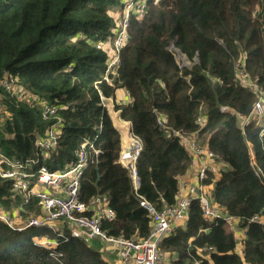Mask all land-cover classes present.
<instances>
[{
    "label": "trees",
    "instance_id": "trees-1",
    "mask_svg": "<svg viewBox=\"0 0 264 264\" xmlns=\"http://www.w3.org/2000/svg\"><path fill=\"white\" fill-rule=\"evenodd\" d=\"M123 2L0 0V80L13 75L23 88L57 107L46 115L40 104L19 99L0 84L6 110L0 153L36 160L32 168L43 163L63 169L88 141L100 153L96 156L86 146L90 161L80 180V200L90 204L107 197L114 218H103L102 229L113 237L139 239L153 227V215L142 200L157 209L176 204L181 178L191 165L192 156L174 131L196 133L223 163L203 181L211 202L246 219L244 230L236 238L224 220L206 219L196 199L184 224H177L160 244L166 255L161 264H264V224L247 221L264 218V183L252 169L248 149L251 143L264 173V136L255 120L243 129L240 119L251 113L258 95L236 73L240 64L264 89V0H149L147 13L131 21L121 64L107 80L108 56L97 44L115 35L116 19L108 12ZM171 45L191 59L197 55L198 62L181 69ZM119 90L129 91L131 100H118ZM103 96L114 99L126 121L114 116L118 127L126 128L128 122L142 142L138 189L119 162L122 136ZM223 107L235 113L222 112ZM160 117L167 119L162 125ZM58 122L57 146L43 162L38 136ZM12 183L0 178V211L15 217L24 203L21 214H40L36 197H13ZM20 195H25L23 201ZM45 237L58 244L40 245ZM106 247L99 238L89 243L62 239L47 227L18 231L0 219V264H112Z\"/></svg>",
    "mask_w": 264,
    "mask_h": 264
},
{
    "label": "built area",
    "instance_id": "built-area-1",
    "mask_svg": "<svg viewBox=\"0 0 264 264\" xmlns=\"http://www.w3.org/2000/svg\"><path fill=\"white\" fill-rule=\"evenodd\" d=\"M148 2L149 0H124L122 7L116 11L115 35L97 44V47L102 49L108 56L105 79L109 80L108 75L115 72L121 64L122 50L130 38V23L134 17L141 18L147 13ZM169 48L181 69L183 67L191 68L198 62L197 55L191 59L180 48L174 45ZM236 71L240 82L254 90L258 95L251 113L248 116L240 115L242 127L244 129L246 123L253 119L260 127V136H264V89L244 74V70L240 69V64H238ZM0 84L19 99L40 104L46 115L57 111V107L52 106L48 101L19 85L17 77L13 75L3 77ZM126 97L127 100H131L129 91H126ZM109 100L111 98L102 97L103 105L110 112L107 105L110 102ZM5 111L4 105L0 103V123L6 121ZM221 111L235 113V110L230 107H223ZM197 120L200 125L204 123L202 115ZM166 121L167 119L164 117L159 118L161 125ZM59 133L60 123L58 122L50 126L44 135L38 136L36 145L42 151L43 160L41 161L44 162L50 157L51 151L57 146ZM174 134L181 138L182 144L190 152L192 156L190 166L197 167L195 182L188 186L187 194L179 193V199L174 205L166 204L161 209H157L152 204L142 200V206L146 207L153 215V227L148 237L126 239L108 235L102 229V219L112 220L114 211L107 206V197H97L90 204L80 200V180L90 161L86 146L88 145L96 156L100 153V150L95 149L88 141L77 153L76 160L63 169L52 170L43 163L32 168L36 164V160L10 159L0 153V178L13 182V197L26 193L28 197H36L41 208L40 214L26 216V223L23 225L16 223V216L14 217L11 212L0 211V219L18 231L28 227H47L56 232L58 237L62 239L82 238L89 243L92 239L99 238L103 243H109L118 249L123 264H161L166 255L159 249L160 244L168 234L172 233L178 222L186 218L192 201L196 199H199L206 219L224 220L236 234L242 233L244 229H242L241 224L246 219L230 215L216 207L211 202V192L203 184L210 173L216 174L220 171L223 163L218 160L214 152L202 144L196 133L186 135L180 131H174ZM134 141L138 144L141 140L138 138L137 141L135 139ZM123 147L124 144L122 143L119 162L128 168L132 183L135 189H138L140 178L137 173L136 162L140 153L139 148L132 152V156L126 157L123 154ZM248 149L252 169L264 183V173L257 163L254 146L248 143ZM23 208L24 203L21 204L19 211H23ZM247 221L264 224V218L260 216H254L247 219ZM38 243L46 248L58 244L56 240L48 237L40 239ZM194 264H199V262Z\"/></svg>",
    "mask_w": 264,
    "mask_h": 264
},
{
    "label": "rangeland",
    "instance_id": "rangeland-1",
    "mask_svg": "<svg viewBox=\"0 0 264 264\" xmlns=\"http://www.w3.org/2000/svg\"><path fill=\"white\" fill-rule=\"evenodd\" d=\"M116 11H117V9H110L109 10V15L110 16H113L114 17V19H115V17H116ZM119 91H124V90H119ZM126 92V91H125ZM121 93V92H120ZM123 93V92H122ZM107 105L109 106V108H110V115L112 116V117H114V116H118V117H120V115H119V111H116L115 110V104H114V101L112 102V101H110V102H108L107 103ZM121 118V117H120ZM114 121V120H113ZM115 123V122H114ZM127 125L128 126H126V128H120V127H118V125L116 126L117 128H119L120 130L122 129L123 131V133L121 134V136L123 137V140L126 138V137H128L129 136V133L131 132V128H130V124L127 122ZM126 133H128V135L126 134ZM133 139H135L136 141H137V139L138 138H136L134 135H133V133H132V135H130ZM122 139V138H121ZM122 140V141H123ZM127 140V139H126ZM123 143V142H122ZM125 145V144H124ZM121 148H122V144H121ZM24 197H25V195H20L19 196V199L21 200V201H23L24 200ZM17 224L18 223H26V216H24L23 214H21V212L20 211H18L17 212ZM184 220H181V221H179L178 222V224H181V225H183L184 224V222H183ZM240 243V240L238 239V244ZM105 246H107L106 247V249H107V255H108V257H109V259L111 260V263L112 264H123L122 263V261L120 260V256H119V251H118V249L117 248H115L113 245H111V244H109V243H105Z\"/></svg>",
    "mask_w": 264,
    "mask_h": 264
},
{
    "label": "crops",
    "instance_id": "crops-1",
    "mask_svg": "<svg viewBox=\"0 0 264 264\" xmlns=\"http://www.w3.org/2000/svg\"><path fill=\"white\" fill-rule=\"evenodd\" d=\"M121 92V93H120ZM123 92V93H122ZM117 98H118V100L120 99L121 101L123 100V99H126L127 100V97H126V92L125 91H118L117 92ZM109 101H114V99L113 98H111V100H109ZM112 117V116H111ZM112 119L114 120V122H115V119H114V117H112ZM121 120H122V118H121ZM122 121H124V120H122ZM124 122H126V121H124ZM115 124V126H117V124H116V122L114 123ZM119 131H120V133L122 134V131L119 129V128H117ZM122 140H123V137H122ZM203 141V140H202ZM196 169H197V167H192V166H190L189 167V170H188V172L185 174V175H183V177L181 178V181H180V184H181V186H180V194H187L188 193V186L189 185H192L194 182H195V173H196ZM178 226H182L181 224L180 225H178ZM235 236H236V238H239L240 237V234L239 233H237V234H235ZM237 250H238V252H242L241 250H242V248L241 247H238L237 248Z\"/></svg>",
    "mask_w": 264,
    "mask_h": 264
},
{
    "label": "water",
    "instance_id": "water-1",
    "mask_svg": "<svg viewBox=\"0 0 264 264\" xmlns=\"http://www.w3.org/2000/svg\"><path fill=\"white\" fill-rule=\"evenodd\" d=\"M129 135H132V132H130ZM122 142H123V141H122ZM137 148H139V151H141V149H142V142H141V141L138 142V146H137ZM123 150H124V151L133 152V151L135 150V147H134V145H132V143H130V141H129V142H127V143L124 145ZM138 156H139V154H138ZM138 156H137V158H138Z\"/></svg>",
    "mask_w": 264,
    "mask_h": 264
},
{
    "label": "bare ground",
    "instance_id": "bare-ground-1",
    "mask_svg": "<svg viewBox=\"0 0 264 264\" xmlns=\"http://www.w3.org/2000/svg\"><path fill=\"white\" fill-rule=\"evenodd\" d=\"M129 141H130V143H132V145H134L135 150H137V146H138V144L134 141V139H133L131 136H129V137L127 138V140H124V141H123V144H126V143L129 142ZM123 154H125L126 157H130V156L133 155V153H132V152H129V151H123Z\"/></svg>",
    "mask_w": 264,
    "mask_h": 264
}]
</instances>
